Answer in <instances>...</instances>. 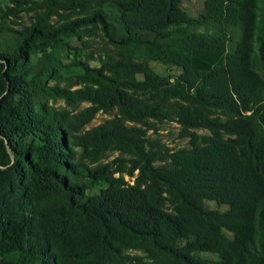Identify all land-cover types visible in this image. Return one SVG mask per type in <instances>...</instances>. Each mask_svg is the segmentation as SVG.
<instances>
[{"label": "trees", "instance_id": "obj_1", "mask_svg": "<svg viewBox=\"0 0 264 264\" xmlns=\"http://www.w3.org/2000/svg\"><path fill=\"white\" fill-rule=\"evenodd\" d=\"M259 1L0 5V264H264ZM70 37L107 45L76 87L57 57ZM98 112L114 114L86 128ZM163 122L188 146L149 133Z\"/></svg>", "mask_w": 264, "mask_h": 264}, {"label": "rangeland", "instance_id": "obj_2", "mask_svg": "<svg viewBox=\"0 0 264 264\" xmlns=\"http://www.w3.org/2000/svg\"><path fill=\"white\" fill-rule=\"evenodd\" d=\"M8 0H0V5L4 7L6 4H8ZM264 2L263 0L259 1V11L261 10ZM204 6V0H182V7L183 9L191 16H198L199 13L203 10ZM28 22L27 15H23L22 18H13L9 17L7 20L4 21L5 24L9 25L13 29H20L23 24ZM258 33V30L256 34ZM9 33H7L6 37L9 38ZM65 45L60 48L57 53V57L61 62L62 65V71L61 74L64 77L65 80L61 82L63 85L65 82H69L70 84L74 85L76 87L77 84V76L79 73L82 72L81 69V63L86 62L89 65L92 66H98V55L102 54L104 50H106L107 45L105 44L104 40L101 37H95L94 39H89V46L86 48L82 41L78 40L75 37L65 38ZM257 44L258 41L256 39L254 45H255V52L254 55L257 54ZM90 53H94L93 58L90 59L89 55ZM151 67L154 71L157 73H160L162 75H171L176 74L179 72V68L175 66H167L162 64L159 61H151L150 62ZM88 103L84 102L81 103L79 106V109L86 106ZM54 105L57 108L65 106L62 99H58L56 102H54ZM114 112L111 113H102L98 112L94 118L85 126L86 128H89L91 126L97 125L100 122H102L106 118L112 117ZM158 133L154 134L151 133L152 131H149V133L152 136H158L162 139V141L170 148L176 149L188 146V138L187 137H181L179 135L180 127L175 122H163L158 124ZM195 131L199 134H207L208 131L203 128L195 129ZM117 155L116 152L111 153L105 161L111 160L113 157ZM117 175V174H116ZM125 179L132 182V178L125 175ZM97 189V188H96ZM95 189V191H96ZM207 205L210 208H217L220 210H224V206H218L214 202H207Z\"/></svg>", "mask_w": 264, "mask_h": 264}]
</instances>
